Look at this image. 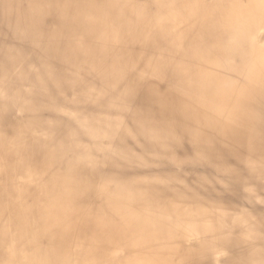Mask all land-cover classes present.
I'll return each mask as SVG.
<instances>
[{
    "label": "bare ground",
    "instance_id": "obj_1",
    "mask_svg": "<svg viewBox=\"0 0 264 264\" xmlns=\"http://www.w3.org/2000/svg\"><path fill=\"white\" fill-rule=\"evenodd\" d=\"M0 264H264V0H0Z\"/></svg>",
    "mask_w": 264,
    "mask_h": 264
},
{
    "label": "rangeland",
    "instance_id": "obj_2",
    "mask_svg": "<svg viewBox=\"0 0 264 264\" xmlns=\"http://www.w3.org/2000/svg\"><path fill=\"white\" fill-rule=\"evenodd\" d=\"M187 155H189L188 153H186ZM186 155V156H187ZM216 186H215V191H217L215 194H220V192H222V190L221 189H223V187H226V190L229 188L226 184H225V181H226V179L224 178V177H222V178H220V177H216ZM224 184H225V186H224ZM224 193H226V192H224ZM223 192H222V194H224ZM234 196H236V195H234ZM253 199L254 200H256L255 199V197H253ZM230 202H232V203H236V201H235V199L233 200V199H231V201ZM236 204H239V203H236ZM241 204L242 205H245V203L244 202H241Z\"/></svg>",
    "mask_w": 264,
    "mask_h": 264
}]
</instances>
